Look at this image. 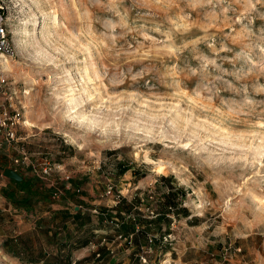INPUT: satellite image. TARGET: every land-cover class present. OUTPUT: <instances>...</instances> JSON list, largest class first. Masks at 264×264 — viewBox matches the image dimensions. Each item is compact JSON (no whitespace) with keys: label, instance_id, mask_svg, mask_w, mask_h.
Segmentation results:
<instances>
[{"label":"rangeland","instance_id":"374dc122","mask_svg":"<svg viewBox=\"0 0 264 264\" xmlns=\"http://www.w3.org/2000/svg\"><path fill=\"white\" fill-rule=\"evenodd\" d=\"M0 5L15 50L4 74L26 119L0 152L9 147L11 164L26 152L29 164L13 166L51 188L43 200L82 201L69 264L87 253L101 260L104 248L95 257L87 242L129 212L140 228L132 244L144 241L126 252L130 264L147 233L168 232L169 241L151 243L150 264H264V0ZM42 160L53 167L43 178ZM168 186L178 192L171 200ZM117 249L106 254L120 261ZM25 260L4 257L0 243V264Z\"/></svg>","mask_w":264,"mask_h":264},{"label":"crops","instance_id":"0c3cea01","mask_svg":"<svg viewBox=\"0 0 264 264\" xmlns=\"http://www.w3.org/2000/svg\"><path fill=\"white\" fill-rule=\"evenodd\" d=\"M8 149L9 147L0 152V171L8 166L18 170L13 164L6 163L9 156L6 153ZM21 175L26 177L29 174L25 172L21 173ZM8 180V178L0 175V181H2L0 188L2 186H9L10 181ZM169 183L173 185L172 182ZM67 187H65V190L67 189V193L71 194L74 191V186H71V188ZM175 190V187L168 186L163 192L169 191L172 198L175 194H178V192H174ZM62 196H64V199H61L58 203L43 200L38 202L32 210L25 211L17 209L0 194V243H2L4 257L16 256L17 258H25L26 260L29 257L33 258V260L28 262L25 260V264H56L53 262V258L54 260L62 258L63 263L60 264L70 263V260L76 256L74 252L76 232L73 226L77 225L76 220L80 214L76 210V206L82 201H77L73 204L68 196L65 194ZM81 198L88 201L89 195H87V199L85 197ZM130 206L128 209H131ZM130 227V223L123 224L121 231L124 234L128 233L131 229ZM88 229H90L89 237H92L91 235L93 234L91 233H95V229L91 227ZM40 231L44 233V238H41ZM142 243L144 241L137 244L134 242L133 244H129V246L124 244V246L118 248L117 252L119 253L118 258L120 261L115 257H109L106 254L107 252L102 249L104 257L101 260H96L95 264H130L127 253L130 252V249H137ZM83 249V252L87 251L85 246ZM87 255L85 259L79 260L78 263L82 264L86 262L85 264H91L92 257L88 253ZM89 257H91V260Z\"/></svg>","mask_w":264,"mask_h":264},{"label":"built area","instance_id":"2783aa9c","mask_svg":"<svg viewBox=\"0 0 264 264\" xmlns=\"http://www.w3.org/2000/svg\"><path fill=\"white\" fill-rule=\"evenodd\" d=\"M3 10L4 8L0 5V143L5 142L8 144L19 139L16 129L18 126L24 127L26 119L23 115V112L20 111L22 107L20 106V101L18 100L19 93L16 89L14 81L7 79V76L4 74V63L9 58L14 56L15 50L9 37V30L6 26V15L5 11ZM27 93L28 92L25 89L21 91V95H25ZM12 161L15 165L29 164L28 155L24 151H21L20 155L15 157ZM39 165V174L41 175V178L46 177V175H48L53 169L52 164L47 160H42ZM111 189L112 186H109L107 189H105V192L110 193ZM75 191L77 192L79 189L77 188ZM52 196H57V193L54 192ZM170 206L171 205L168 206L169 209H171ZM157 215L158 214H155V212L151 210L150 216L155 217ZM129 218L133 221V230L129 232V234H124L121 231V226ZM105 222L110 225V231H105L106 229L103 231L98 230L97 233L99 236H97V239L90 240L86 245L88 247H92V252L95 253V257H101V247L106 250L108 255L113 256L116 252L117 246L131 244L134 235L140 231V228L136 223V218L131 212L128 213L127 218L123 219L119 217H112ZM171 236L172 234L169 232L160 235L159 238H157V236L153 233H147V244L143 245L142 254H137L136 259L138 263L150 264L149 261H147V256L145 254L152 250L151 243L156 240L161 243L167 242L169 239H171ZM165 260L166 259L162 260L161 264L165 263ZM76 261V259L72 260L71 264H77Z\"/></svg>","mask_w":264,"mask_h":264},{"label":"trees","instance_id":"16d2710c","mask_svg":"<svg viewBox=\"0 0 264 264\" xmlns=\"http://www.w3.org/2000/svg\"><path fill=\"white\" fill-rule=\"evenodd\" d=\"M18 173L21 176L19 181L9 178V186L1 188L2 195L16 207L22 208L25 211L30 210L37 202L48 198L47 194L53 192H51L50 187L48 188L44 182L34 176L28 175L23 177L20 172ZM167 196L168 200L172 199L171 193L168 192Z\"/></svg>","mask_w":264,"mask_h":264},{"label":"bare ground","instance_id":"6f19581e","mask_svg":"<svg viewBox=\"0 0 264 264\" xmlns=\"http://www.w3.org/2000/svg\"><path fill=\"white\" fill-rule=\"evenodd\" d=\"M87 78V77H86ZM85 77H81V84L83 85L84 83H86V82H88V81H90L89 79L87 80ZM77 91H80V90H77ZM65 92H70L69 94H70V98H69V102L70 103H74V102H76V105H79L81 102H82V100L81 99H79V98H77V97H75V94L73 93L74 92V89L71 87V86H69L68 88H66V91ZM92 95V94H91ZM92 97V99H94L93 98V96H91ZM90 97V98H91ZM73 106H75V105H73ZM72 106V107H73ZM76 108V107H75ZM76 111V116L78 117V119H80V120H85V119H87V115H86V113L85 112H83V111H80V110H75ZM91 117V116H90ZM94 122V121H93ZM166 264V263H165ZM167 264H169V263H167Z\"/></svg>","mask_w":264,"mask_h":264},{"label":"water","instance_id":"95a60500","mask_svg":"<svg viewBox=\"0 0 264 264\" xmlns=\"http://www.w3.org/2000/svg\"><path fill=\"white\" fill-rule=\"evenodd\" d=\"M2 175L8 179L11 178V179L18 180V181L21 179L20 174L14 168L9 167V166L8 168L3 169Z\"/></svg>","mask_w":264,"mask_h":264}]
</instances>
